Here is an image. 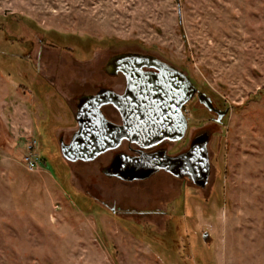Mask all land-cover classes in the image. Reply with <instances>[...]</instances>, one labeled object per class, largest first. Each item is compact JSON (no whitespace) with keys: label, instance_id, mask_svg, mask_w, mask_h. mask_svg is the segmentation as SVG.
Instances as JSON below:
<instances>
[{"label":"rangeland","instance_id":"rangeland-1","mask_svg":"<svg viewBox=\"0 0 264 264\" xmlns=\"http://www.w3.org/2000/svg\"><path fill=\"white\" fill-rule=\"evenodd\" d=\"M133 51L227 110L214 124L187 105L185 137L163 144L176 155L212 130L205 187L109 176L112 151L63 157L79 98L120 91L104 69ZM0 264H264V0H0Z\"/></svg>","mask_w":264,"mask_h":264},{"label":"water","instance_id":"water-1","mask_svg":"<svg viewBox=\"0 0 264 264\" xmlns=\"http://www.w3.org/2000/svg\"><path fill=\"white\" fill-rule=\"evenodd\" d=\"M124 58L138 66L156 67L160 73L125 70L128 79L125 95L103 89L95 95L81 96L76 111L78 129L69 143L61 141L63 157L72 163H88L118 149L127 141L138 147L137 156L115 155L104 169L107 175L134 181L165 171L205 187L210 174L207 145L212 130L194 137L189 148L176 155L168 154L167 147L162 145L185 137L188 120L182 107L197 92L195 86L184 72L161 63L155 56L136 54ZM198 97L212 110L211 100L205 94L200 92ZM109 105L119 110L121 124L106 118L102 109ZM150 149L155 150L147 152ZM208 236L205 233L203 238L206 240Z\"/></svg>","mask_w":264,"mask_h":264},{"label":"flooded vegetation","instance_id":"flooded-vegetation-1","mask_svg":"<svg viewBox=\"0 0 264 264\" xmlns=\"http://www.w3.org/2000/svg\"><path fill=\"white\" fill-rule=\"evenodd\" d=\"M136 54H139V55H148V54H143V53H140V52H137V51H133V52H123L121 54H118V55H115L113 56L112 58H110V60L107 62V65L105 66V73L112 77L114 79V83L116 82V84H118V86H121V90L120 91H116L113 89L112 86H108V87H99L97 89V91L95 93H89V94H85V95H95L97 94L99 91L103 90V89H111L113 91H115V93L119 94V95H125L126 91H127V87H128V79L124 73L125 70H133V69H140V71L144 72V73H155V74H159L160 71L156 68V67H149V66H146V65H142V66H138L136 65L135 63H132V62H129L128 59L124 58L126 57L127 55H136ZM156 57V56H155ZM161 63H164V64H167V65H170L168 64L167 62L163 61L162 59L156 57ZM171 66V65H170ZM179 70V69H178ZM181 71V70H179ZM115 84V85H116ZM196 88V87H195ZM197 90V88H196ZM201 91L197 90V92L195 93V95L191 98V100L186 103L183 107H182V111L183 113L185 114V111H186V107L187 105H190L191 103H197L199 104L200 106L204 107L208 112H210L211 114L214 115V120L213 123L214 124H217L218 122H220L222 120V118L224 117L223 113L225 110H222L220 107H218V105H216V103L213 101V99L208 96L206 93H203L206 95V97H208L210 100H211V103H212V110H209L204 104L201 103V101L199 100V97H198V93H200ZM83 95V96H85ZM105 107H111L114 109V111L117 113L118 117H119V121L116 122V121H113L112 119H110L108 117V115L104 112V108ZM103 107V113L105 114L106 118L116 124H121L122 123V117H121V114L119 112V110H117L116 108L112 107V106H105ZM220 120V121H219ZM206 130L208 129H205L202 131H199L198 133L195 132V135L193 136L196 137V136H201ZM192 138V139H193ZM192 141V140H191ZM168 141L164 142V143H167ZM126 144V149H121V147L123 146V144ZM162 143V145L164 144ZM170 143H173V142H170ZM138 149L137 146L133 145V144H130L129 142L127 141H124L122 143V145L112 151L114 154H113V158L115 155L117 154H120V153H125L127 155H130V156H137V153H136V150ZM156 149V148H155ZM155 149H150V150H147V152H151V151H154ZM183 152V151H182ZM168 153V152H167Z\"/></svg>","mask_w":264,"mask_h":264},{"label":"built area","instance_id":"built-area-1","mask_svg":"<svg viewBox=\"0 0 264 264\" xmlns=\"http://www.w3.org/2000/svg\"><path fill=\"white\" fill-rule=\"evenodd\" d=\"M37 142L34 140L31 145L29 146L30 155L26 156L24 159L26 169L29 172H39V159L36 155V153L33 152V149L35 148Z\"/></svg>","mask_w":264,"mask_h":264}]
</instances>
